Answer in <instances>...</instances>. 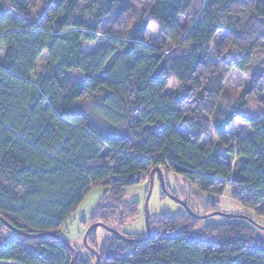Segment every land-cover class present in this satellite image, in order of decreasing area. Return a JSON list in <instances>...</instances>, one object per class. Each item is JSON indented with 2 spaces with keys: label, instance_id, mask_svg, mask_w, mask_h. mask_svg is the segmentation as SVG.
Segmentation results:
<instances>
[{
  "label": "trees",
  "instance_id": "16d2710c",
  "mask_svg": "<svg viewBox=\"0 0 264 264\" xmlns=\"http://www.w3.org/2000/svg\"><path fill=\"white\" fill-rule=\"evenodd\" d=\"M234 78L243 79L237 93ZM233 123L248 132H232ZM156 168L199 194L229 189L264 219V0H0V218L62 237L91 188L103 187L89 226L118 232L104 204L125 212V224L138 209L121 201L123 188ZM184 195L196 215L219 211L217 199ZM222 218L204 224L184 209L148 218L145 240L106 231L98 246V226L86 241L98 264H264L252 223ZM75 250L73 264H87ZM72 257L52 236L0 222V264Z\"/></svg>",
  "mask_w": 264,
  "mask_h": 264
},
{
  "label": "rangeland",
  "instance_id": "374dc122",
  "mask_svg": "<svg viewBox=\"0 0 264 264\" xmlns=\"http://www.w3.org/2000/svg\"><path fill=\"white\" fill-rule=\"evenodd\" d=\"M150 36L148 41H151L154 45H156L157 42V31L156 29H151L149 32ZM102 36H99V40L94 43H86L84 45V51L93 50L96 48V46L101 43ZM215 43V41L213 42ZM207 55L211 58L214 57L213 50H209L207 52ZM46 59V55L42 54V56L37 61V66L35 72L38 73L42 70V67L44 65ZM30 78H33V74L30 76ZM237 80H241V78H234L231 80L229 90L232 92L233 89H235L236 93L240 90V87L242 86L243 79L241 80V86L237 82ZM179 83L173 79H171L167 85V92L170 94H174L179 91ZM81 104L80 101H77L75 105ZM92 104L86 103L85 108H90ZM93 106V105H92ZM254 110L250 112V114L253 113ZM230 130L238 135H245L248 132V127L245 125H242L240 123H233L231 125ZM106 132L115 133L117 132L115 129L107 127L105 129ZM232 162L235 163V161L232 159ZM159 171L162 174L163 184L165 189L168 191L170 195L175 196L178 199H182L186 194L189 195V197L194 198L195 202L197 203H205L206 199H217L218 205H219V211L228 213V214H244L252 219V225L255 231V236L259 238L262 242H264V219L259 217H254L252 213L247 212L246 210L242 209L235 201L232 200L230 197L229 189L224 191L223 194L216 197H210L206 196L204 194H199L197 192H194L189 188V186L184 182L181 178L176 177L172 174H168V172L164 173L161 168H158ZM149 174L146 175V177L137 185L131 186V187H125L123 188V194L121 195V201L127 203L130 207V211L132 207L135 204L138 209V213L134 215L129 221L125 222L124 224V214L122 212H116L112 213L111 209H114L112 206V203L104 204L106 205L107 214L110 217L109 224L112 227L119 228L118 232L126 235L135 236L138 238H142L145 236L146 233V225H145V216H144V203H145V197L149 185L150 176L153 178V185H152V191L148 198L147 202V215L150 219L159 218L162 215H176L181 212H183L184 208L182 205H180L178 202L174 201L170 197H168L166 194H162V188L160 185V181L158 179V173L157 168L156 170H152ZM166 175V177H165ZM105 193V188L103 187H93L88 192V194L84 197L80 205L77 207V209L72 213L70 218L67 220L65 229L63 230L62 238H64L70 245L73 246L74 249H77V251L80 252V254L83 256V259L86 260L87 264H93L95 262V256L90 253L88 249H85L82 245V237L86 231V229L89 227V220L92 214L99 208V204L101 202V198L103 194ZM182 197V198H181ZM104 201V200H103ZM102 201V202H103ZM182 201V200H181ZM101 202V203H102ZM201 205V204H200ZM111 213V214H110ZM122 213V215L117 216ZM208 213V212H207ZM204 213V214H207ZM210 213V212H209ZM114 215L113 217H111ZM203 215V214H201ZM118 217V218H117ZM223 218L221 216H210L206 219L202 220L201 222L204 224H210V223H218ZM82 221L86 222V224H83ZM123 222V224H121ZM97 234V242L98 246L101 245L102 240L107 235L106 230L103 228H97L96 231Z\"/></svg>",
  "mask_w": 264,
  "mask_h": 264
},
{
  "label": "water",
  "instance_id": "95a60500",
  "mask_svg": "<svg viewBox=\"0 0 264 264\" xmlns=\"http://www.w3.org/2000/svg\"><path fill=\"white\" fill-rule=\"evenodd\" d=\"M156 170V169H155ZM152 172L153 171H151V174H152ZM157 173H158V179H159V181H160V185H161V188H162V190H163V192H164V194H166L168 197H170L171 199H173L174 201H176V202H178L180 205H182V207L186 210V211H188L191 215H193L194 217H197V218H199V219H205V218H207V217H210V216H215V215H217V216H222V217H238V218H242V219H246V220H248V221H250L251 223L253 222L252 221V219L250 218V217H248V216H246V215H244V214H228V213H224V212H221V211H212V212H210V213H207V214H203V215H196V214H194V213H192L190 210H189V208L184 204V202L183 201H181L180 199H178V198H176L175 196H173V195H170L169 193H168V191L165 189V187H164V184H163V179H162V174H161V172L159 171V169L157 168ZM152 185H153V178H152V176H150V180H149V185H148V189H147V193H146V197H145V203H144V216H145V225H146V236H144V237H142V238H140V239H128V238H125L124 236H122L120 233H118L115 229H113V228H110V227H108V226H106L105 224H103V223H101V222H98V223H94V224H92V225H90L87 229H86V231H85V233H84V235H83V237H82V243H83V245H84V247L86 248V249H88L90 252H92L93 253V255L95 256V262H94V264H98V262H99V255H98V253L94 250V249H92L88 244H87V241H86V238H87V235H88V233L90 232V230H92L93 228H95V227H102V228H104L106 231H108V232H110V233H113V234H116V235H118L122 240H124V241H134V242H136V241H140V240H145V239H147V238H149L150 236H151V229H150V225H149V219H148V215H147V202H148V198H149V196H150V194H151V191H152ZM0 222L1 223H3L5 226H7L10 230H12V231H14V232H16V233H18V234H20V235H23V236H25V237H33V238H35V237H41V236H43V235H49V236H52V237H54L55 239H57V240H59L62 244H64L66 247H68V249L70 250V252L73 254V257H72V260H71V264H73L74 263V260H75V258H76V256H77V252H76V250L64 239V238H62L61 236H59L58 234H55V233H53V232H45V233H40V234H33V235H31V234H26V233H23V232H20V231H18V230H16L15 228H13L12 226H10L8 223H6L2 218H0Z\"/></svg>",
  "mask_w": 264,
  "mask_h": 264
}]
</instances>
